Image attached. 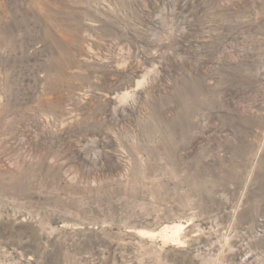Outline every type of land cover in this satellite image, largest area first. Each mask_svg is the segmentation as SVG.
Returning a JSON list of instances; mask_svg holds the SVG:
<instances>
[{
    "label": "rangeland",
    "instance_id": "rangeland-1",
    "mask_svg": "<svg viewBox=\"0 0 264 264\" xmlns=\"http://www.w3.org/2000/svg\"><path fill=\"white\" fill-rule=\"evenodd\" d=\"M0 264H264V0H0Z\"/></svg>",
    "mask_w": 264,
    "mask_h": 264
},
{
    "label": "bare ground",
    "instance_id": "bare-ground-1",
    "mask_svg": "<svg viewBox=\"0 0 264 264\" xmlns=\"http://www.w3.org/2000/svg\"><path fill=\"white\" fill-rule=\"evenodd\" d=\"M171 227H172V226H171ZM173 228H174V227H173ZM170 231H171V230H170ZM170 231H169V232H170ZM176 231H177V230H176ZM176 231H174L173 233H174V234H177V233H175ZM169 232H168V233H169ZM178 232H179V231H178ZM171 233H172V232H171ZM173 233H172L171 235H173ZM179 233H180V232H179ZM169 234H170V233H169ZM177 235H178V234H177ZM173 236H174V235H173ZM170 237H171V236H170ZM172 238H173V237H171V239H172ZM177 240H178V239H177ZM172 241H173V240H172Z\"/></svg>",
    "mask_w": 264,
    "mask_h": 264
}]
</instances>
